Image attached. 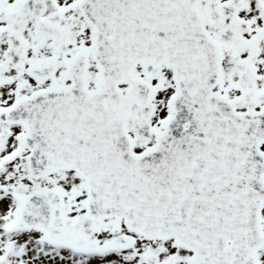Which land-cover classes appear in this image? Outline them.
<instances>
[{
	"label": "snow or ice",
	"instance_id": "6c2138e0",
	"mask_svg": "<svg viewBox=\"0 0 264 264\" xmlns=\"http://www.w3.org/2000/svg\"><path fill=\"white\" fill-rule=\"evenodd\" d=\"M0 264H264V0H0Z\"/></svg>",
	"mask_w": 264,
	"mask_h": 264
}]
</instances>
